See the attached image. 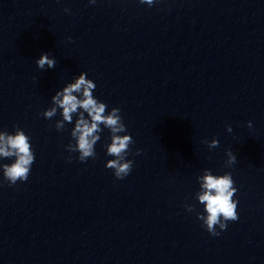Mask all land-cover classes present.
Segmentation results:
<instances>
[{
	"label": "clouds",
	"instance_id": "clouds-1",
	"mask_svg": "<svg viewBox=\"0 0 264 264\" xmlns=\"http://www.w3.org/2000/svg\"><path fill=\"white\" fill-rule=\"evenodd\" d=\"M94 4L96 0H89ZM141 4L151 6L154 0H139ZM68 9H65L67 12ZM71 38H69L70 40ZM41 70L52 69L56 66L54 57L50 53H41L35 61ZM96 84L87 78V73L81 72L74 82L67 83L62 90L56 91L51 97L52 106L46 109L42 115L45 119H51L60 109L62 119L56 121L55 128L61 131L65 127V122L72 123L75 120L74 128L71 130V137L75 143H69L66 150L69 153L78 152V160L86 162L89 158H95V145L100 140L99 133L102 131L101 125L109 129L111 143L105 145L107 155L114 157L106 162L105 167L112 169L117 179H124L133 169V161L126 159L130 145L134 143L129 134L120 135L127 131L120 115V109L113 107L107 111L108 106L94 97L93 91ZM85 113L87 116H85ZM251 127V121L248 122ZM227 131L231 132V126H227ZM209 149L218 147L219 141L213 138L211 141L205 140ZM137 155L140 154L138 149ZM228 159L226 166L236 163V156L231 150L226 151ZM11 164H2L3 177L9 186H13L17 181H27L31 171V166L35 160L30 138L19 127L15 134L0 131V158H13ZM69 156L68 160L71 161ZM200 191L196 193L197 200L204 206L203 212H197V219L202 221V226L212 236H219L217 227L223 231L227 228V222H235L239 219L237 212L238 201L233 197L237 192L234 180L230 172L223 175H214L210 169H204L203 173L197 176ZM189 211H193L192 205L186 206Z\"/></svg>",
	"mask_w": 264,
	"mask_h": 264
}]
</instances>
